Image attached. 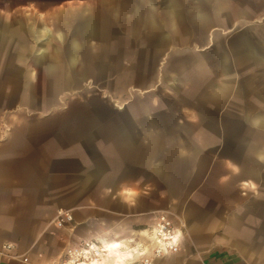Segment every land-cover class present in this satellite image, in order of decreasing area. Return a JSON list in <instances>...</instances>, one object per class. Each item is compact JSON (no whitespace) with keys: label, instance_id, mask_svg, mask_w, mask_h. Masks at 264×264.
<instances>
[{"label":"crops","instance_id":"crops-1","mask_svg":"<svg viewBox=\"0 0 264 264\" xmlns=\"http://www.w3.org/2000/svg\"><path fill=\"white\" fill-rule=\"evenodd\" d=\"M77 1L95 2L102 12L83 5L80 12L72 14L68 10L72 5L68 4ZM115 1L120 0H0V98L10 96V83H15L19 92L14 95L21 97L34 96L31 92L40 80L61 81L60 91L72 89L85 79L93 50H98L96 66L104 65L101 50L105 47L90 45V40L103 34L100 18L122 16L117 13ZM126 1H130L128 17L145 20L142 32L160 36L159 47L165 48L160 66L173 57L171 51L194 54L190 62L193 90L182 93L175 87L169 92L174 96L186 94L192 101L177 103L186 116L175 121L168 116L169 104L149 95V89L145 90V100L130 101L124 110H118L111 136L116 144L131 145V157L127 159L130 163L118 169L123 174L106 181L102 164L84 157L82 169L87 172V187L95 177L101 181L99 184L95 180L97 190L87 192L146 196L153 156L159 153L164 139L170 140L169 145L179 140L193 147L182 148L181 153L174 149L175 154L186 158L174 161H197L195 155L201 152L202 140L209 138L203 145L220 146L216 160L230 163L231 169L223 175L230 181L215 186L209 181V185L193 191L182 208L187 224L181 245L158 256L153 254L154 238L148 237L149 230L122 233L120 199L100 201L95 218L88 217L93 207L80 205L74 212V225L65 222L51 233L49 227L57 217L58 206L53 197L45 196L55 193L56 187L41 181L40 167L35 164L41 153V138L27 132L31 127L14 123L9 137L0 140V248L5 244L13 246L8 252L12 256L4 255L0 264H53V258L66 246L89 236H95L98 245L122 243L121 250H138L133 258L127 255L124 264H146L145 259L149 260L147 264H264V20L250 26L249 0ZM72 16L76 18L74 35L66 39L61 30L58 37L62 41H57L55 33L65 23L61 19ZM170 33L190 38L194 35L196 46L183 42L182 47H170ZM227 33H240V42L221 39ZM254 35L257 39H253ZM71 49L74 53L70 54ZM179 78L171 75V81ZM250 81L259 84L247 89L244 82ZM175 115L182 117L176 112ZM97 118L82 120L99 129L103 122ZM83 124L81 146L96 136L89 133L87 123ZM44 140V146L53 144L55 160L56 139ZM45 151L51 154L50 148ZM137 154L140 164H133L137 157H132ZM155 169L163 175L159 167ZM218 176L217 170L209 175ZM126 177L127 181L116 183ZM159 207H168L167 199L161 200ZM127 209L152 210L153 206L146 199L129 204Z\"/></svg>","mask_w":264,"mask_h":264},{"label":"rangeland","instance_id":"rangeland-1","mask_svg":"<svg viewBox=\"0 0 264 264\" xmlns=\"http://www.w3.org/2000/svg\"><path fill=\"white\" fill-rule=\"evenodd\" d=\"M249 3L250 21L253 23L250 26H252L254 23L264 20L261 19V16L264 15V0H259V2L249 0ZM115 4L119 6L117 13H122V16L100 18V29H103V34L101 33L97 37L98 39L90 40V45L105 47L101 50V60L104 65L96 66L98 50H93L94 55L90 60L92 64H89L86 75L83 76L85 79L72 89H63L62 91H60L61 81L40 80L35 82V91L31 92L34 93V96L21 97L14 95L19 92L15 88V83H10V96L0 98V140L9 137L13 124L17 122L23 123L25 127H31V130H27V132L30 131L41 138V153L36 157L35 164L37 163L40 167L41 181H48L51 186L56 187L55 193L45 196L53 197L56 200L57 211L63 209L72 213L73 220L69 223L74 225V212L80 205L93 207V210L88 212V217L95 218L98 214L96 207L100 201L107 203L114 199H120L123 234L129 235L141 229L151 232L157 226L161 216H165L171 222V228L182 232L187 224L182 216L185 209L182 208L191 199L193 191L201 186L209 185V181H212L211 186H215L219 182L230 181L223 176L226 170L231 169L230 163L216 160L220 157L217 153L220 146L203 145L209 138L202 140L201 152L199 156L195 155L199 159L197 161H174V158L183 156L175 154L174 149H178L181 153L182 148L193 147L192 145L188 147L187 143L179 140L176 145H169L170 140L164 139L163 144L158 147L159 153L153 156L155 166L153 165L152 176L146 179L148 191L146 196L139 193L130 195L127 192L116 195L87 192V190H97L98 183L96 181L99 184L101 181L95 177L91 186L87 187V178L85 177L87 172L82 169L86 164L84 161L86 157L93 160L94 164H102L106 181L112 180L109 177L118 173L123 174L124 171L118 169L130 163V161L127 162V159L131 157L129 151L131 145L116 144L111 136L113 133L111 127L117 120L118 110H124L130 101L145 100V90L147 89L151 90L149 95L152 94L154 98H159L163 103L169 104L167 106L168 116L173 120L186 116L183 107H178L177 103L183 105L192 101L186 94L174 96L169 92H172L170 88L175 89V87L182 93L187 92L188 89L193 90L194 72L190 62L193 60L191 58L194 54L171 51L173 57L169 59L168 63L160 66L161 57L165 52V48L160 49L159 47L160 36L152 34L148 37L146 33L142 32L145 30V20L128 17L130 1L120 0L119 2L115 1ZM68 5H72L68 8V10H72V14L80 12L83 5L98 13L103 9L97 10L95 2L83 4L77 1ZM75 19L73 16L61 19L65 23L64 27L58 28L55 33L57 41H62L58 37V32L61 30L66 39L74 35ZM240 35V33L234 35L227 33L222 35L221 39L239 43ZM192 36L190 38L188 35L170 33L168 44L170 47H182L183 42H188L194 44L195 47L196 45L193 43L195 37ZM253 39H257V37L254 35ZM156 46L159 49H155ZM57 51L61 52V50ZM176 55H182V58H177ZM80 74L81 67L78 69V75L80 76ZM171 75L180 78L174 82L171 81ZM244 83L248 85L247 89L259 84L258 81ZM204 84L202 83L200 86L202 89L205 88ZM175 112L181 114L182 117L175 115ZM82 117L91 119L98 117L97 119L103 123L97 129V127H92L91 123L83 121ZM83 123H87L85 127H90L89 133L94 132L96 136L81 146L84 140L81 137ZM91 128L94 130L91 131ZM48 137L51 140L56 139L57 157L55 160L52 155L53 144L44 146V139H48ZM46 143L48 144V142ZM49 148L51 154L45 151ZM65 150L67 153L64 152ZM134 157H137V160L133 164H140L139 155H133L132 158ZM183 158L185 157L183 156ZM156 167L160 168L158 172L163 175L155 171ZM54 170L56 171L55 175H53ZM216 170L219 172V176L210 178V172ZM46 176L49 177L46 178ZM127 180V177L121 178L116 183L119 184V182ZM146 199L153 206L152 210L141 209L130 212L127 209L129 204H134L136 201L137 203L143 202ZM165 199L168 201V207L160 208V201ZM53 220L49 227L52 229L51 233L62 227L55 225L57 217ZM85 241L96 242V239L95 236L81 240L76 239L75 243H70L57 257L53 258V264H64L70 258L66 251L71 247L82 245Z\"/></svg>","mask_w":264,"mask_h":264},{"label":"bare ground","instance_id":"bare-ground-1","mask_svg":"<svg viewBox=\"0 0 264 264\" xmlns=\"http://www.w3.org/2000/svg\"><path fill=\"white\" fill-rule=\"evenodd\" d=\"M177 235H181V230L177 229L175 235H173L164 231L161 227L155 226L148 235V237L154 238L153 254L156 256L157 252L161 253L168 250L171 238ZM121 244L112 243V245L104 246L98 245L96 242H89L88 247L82 248L79 251L80 253H72V256L68 260L66 259L67 261L64 264H124L127 255H131V258H133L138 253V250H134L133 248L121 250ZM143 262H149V260L145 259Z\"/></svg>","mask_w":264,"mask_h":264},{"label":"built area","instance_id":"built-area-1","mask_svg":"<svg viewBox=\"0 0 264 264\" xmlns=\"http://www.w3.org/2000/svg\"><path fill=\"white\" fill-rule=\"evenodd\" d=\"M73 220V216H72V213L68 210H59L58 211V214H57V225L58 226H62L65 222H70ZM156 227H161V229H163L164 231L168 232V233H172L173 235H175V231L177 229L175 228H171V222L165 217V216H161L157 222V226ZM182 232H181V235H177L175 236L174 238L172 237L171 238V244L169 245V249L168 250H175L177 249L181 243H182ZM89 242H92V241H85L82 245H77V246H74V247H71L69 248L67 251H66V254L71 257L72 256V253H76V252H79L81 251L82 248H86L88 247V243ZM13 249V246L11 244H5L3 245L1 248H0V258L3 257L4 255H8V256H12V255H9L8 252H10L11 250ZM168 250H165V251H162L161 253L157 252L156 256L162 254V253H165L166 251ZM80 253V252H79ZM146 264L149 263V262H145Z\"/></svg>","mask_w":264,"mask_h":264},{"label":"water","instance_id":"water-1","mask_svg":"<svg viewBox=\"0 0 264 264\" xmlns=\"http://www.w3.org/2000/svg\"><path fill=\"white\" fill-rule=\"evenodd\" d=\"M69 53H70V54H71V53H74V49L69 50Z\"/></svg>","mask_w":264,"mask_h":264}]
</instances>
